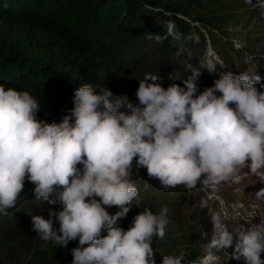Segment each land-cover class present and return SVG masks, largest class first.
<instances>
[{
	"label": "clouds",
	"instance_id": "clouds-1",
	"mask_svg": "<svg viewBox=\"0 0 264 264\" xmlns=\"http://www.w3.org/2000/svg\"><path fill=\"white\" fill-rule=\"evenodd\" d=\"M167 36L179 39L172 23ZM200 68L218 76L203 91ZM220 69L222 62L209 60L191 67L182 85L170 77L167 88L145 74L135 103L83 84L73 107L51 123L38 119L40 104L28 91L0 84V215L16 206L27 179L38 201L59 206L47 219L30 216L31 230L58 246L78 241L71 264H157L151 245L164 237L167 208L159 215L145 208L127 230L120 227L138 195L133 161L165 189L216 188L247 174L264 179V83L256 73ZM254 196L264 199V188ZM210 222L213 234L198 264H220L222 250L230 260L264 264V221L229 227L213 214ZM184 257L165 255L160 264H185Z\"/></svg>",
	"mask_w": 264,
	"mask_h": 264
},
{
	"label": "trees",
	"instance_id": "trees-1",
	"mask_svg": "<svg viewBox=\"0 0 264 264\" xmlns=\"http://www.w3.org/2000/svg\"><path fill=\"white\" fill-rule=\"evenodd\" d=\"M169 23L179 39L167 36ZM149 35L166 38L157 42ZM209 60L235 74H259L264 83V0H0V84L28 91L40 104L38 119L48 123L62 120L83 84L135 103L145 74L160 77L165 88L171 78L182 85L191 67ZM200 71L196 84L202 91L217 74ZM130 179L138 195L120 222L125 230L139 212L148 208L159 215L186 189H165L135 161ZM33 187L26 179L16 206L0 215V264H71L78 241L58 246L31 230L30 216L47 219L44 208L59 209L38 201ZM171 217L166 215L164 237L153 238L157 264L176 255L185 240L169 233Z\"/></svg>",
	"mask_w": 264,
	"mask_h": 264
},
{
	"label": "rangeland",
	"instance_id": "rangeland-1",
	"mask_svg": "<svg viewBox=\"0 0 264 264\" xmlns=\"http://www.w3.org/2000/svg\"><path fill=\"white\" fill-rule=\"evenodd\" d=\"M212 54L215 56L213 50ZM220 71L228 70L224 67ZM259 77L262 78L261 75ZM210 86L212 82L208 83V87ZM261 188H264V179L247 174L239 183L224 182L216 188L197 184L195 188H186L179 198H170L173 202L167 204V208H171V211L166 214L172 215L169 219L172 227L169 233H175L178 240L185 239L175 254H185L184 262L187 264H198V258L205 253L206 244L213 234L210 222L213 214L219 215L229 227L240 224L247 227L264 221V199L258 200L254 196ZM201 203L206 206L199 207ZM43 212L48 214L46 208ZM227 251L230 254L232 249ZM216 254L221 255L220 264H244L243 259L230 260L229 256L223 254V250ZM261 259H264V253L261 254Z\"/></svg>",
	"mask_w": 264,
	"mask_h": 264
}]
</instances>
